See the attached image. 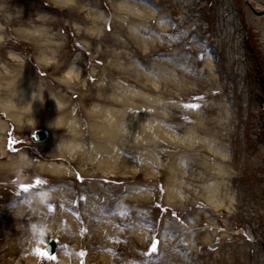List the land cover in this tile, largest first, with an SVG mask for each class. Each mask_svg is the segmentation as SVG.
I'll list each match as a JSON object with an SVG mask.
<instances>
[{"label":"rangeland","instance_id":"rangeland-1","mask_svg":"<svg viewBox=\"0 0 264 264\" xmlns=\"http://www.w3.org/2000/svg\"><path fill=\"white\" fill-rule=\"evenodd\" d=\"M165 1V10L158 6L160 0L146 3V11L138 7L134 10L143 19H152L161 11L155 17L156 27L169 28L172 12L182 15L188 10L183 3L170 8L171 2L179 0ZM186 1L198 3L195 16L167 41L162 39L164 34L152 30L142 35L131 25L125 33L117 29L112 32L127 41L118 49L124 54L83 55L76 64L78 75L59 83L67 96H60L56 112L51 113L50 105L45 104L42 119L65 120L68 124L76 118L80 122L76 130L60 125L49 130L51 136L65 140L79 132L85 138L89 136L86 109L112 105L96 96L111 97L115 93L135 99L138 110L125 108L139 118L141 130L135 170L129 168L132 172L123 174L136 177L134 183L123 184L126 190L121 197L129 205H124L121 212L112 208L103 218H93L90 232L105 231L106 218L122 214L120 217L130 221L125 228L139 242L137 264H264V0ZM42 9L61 12H50L47 28L48 36L59 45L57 58L62 65L58 77L64 79L80 46L69 7L57 6L51 0H0V50L4 54L15 46L38 75L53 72L48 65L38 66L34 41L19 39L14 30L20 26H10L7 21L8 16L18 17L20 10H24L25 21L37 18ZM99 10L105 14V10ZM189 30L193 35L186 39L184 33ZM141 37L144 42L139 41ZM166 44L173 47L150 53L151 47ZM93 45L99 48L102 44ZM138 46L140 54L135 53ZM12 127L6 151L18 155L28 150L32 154L36 145L30 136L44 127L20 135L14 124ZM19 136L26 140L20 141ZM50 147L41 145V155ZM71 173L77 175L75 170ZM102 180L94 177L87 183L101 187ZM113 185L115 182L110 181L108 187ZM84 187L77 185L79 189ZM105 194L112 196L109 189ZM99 195V191L90 193L95 199ZM74 219L79 232L82 223L77 216ZM59 226L66 228V224ZM109 228L124 229L118 225ZM73 233H47L39 238V252L45 254L46 264L83 261L79 242L68 246L63 239L74 238ZM81 237L78 235V240ZM50 238L58 246L53 256L45 251ZM172 244L179 246L171 249ZM124 264H132L131 259Z\"/></svg>","mask_w":264,"mask_h":264},{"label":"bare ground","instance_id":"bare-ground-1","mask_svg":"<svg viewBox=\"0 0 264 264\" xmlns=\"http://www.w3.org/2000/svg\"><path fill=\"white\" fill-rule=\"evenodd\" d=\"M51 1L57 6L71 9V25L80 44L72 55L64 79L58 77L62 65L57 58L59 45L53 37L48 36L50 12L55 13V9L50 12L42 9L37 18L27 21L23 20L24 10L19 11L18 17H7L10 26H20L14 30L19 39L34 41L38 66L48 65L53 72L43 77L38 75L23 52L15 51V46L4 54L0 50V64H4L0 66V264H46L45 254L39 252L38 240L47 233L58 235L61 232H74L76 235L72 239H63L68 246L79 242V248L84 254L80 264H124L129 258L132 264H137L140 262L137 242L134 235L125 228L130 221L120 217L122 214L107 217L105 231L98 234L90 232L93 218H103L112 208L121 212L124 205H129L128 200L121 195L126 190L123 184L134 183L136 180V177H123V174L132 172L129 168L135 170L139 157L140 120L136 114L127 112V109L138 110L135 99H124L115 93L111 97L103 94L96 96L97 100L112 105H94L86 109L89 136L85 135V138L79 132L70 134L65 140L53 135L47 141L34 144L36 147H33L32 154L28 150L18 155L11 154L6 151L5 145L13 124L19 135L25 130L39 127L52 130L60 125H68L72 131L76 130L80 126L76 118L65 124V120L44 122L42 116L45 104L50 105L51 113L58 110L60 96H67L63 93L66 89L61 88L59 83L72 81L73 74L78 75L76 64L82 56L124 54V51L118 49L125 47L127 41L112 32L117 29L125 33L131 25L142 35H146V31L155 30L164 34L162 39L167 41L170 35L177 33L179 28L195 16L198 3L186 0L171 2L172 10L183 3L188 11L182 15L172 12L168 16L170 27L161 29L155 24V17L161 11L152 19H143L134 10L138 7L146 11V3H156L154 0H126L124 5L117 4L118 0ZM165 2L160 0L158 6L165 10ZM99 9L105 10V14ZM223 22L226 23L224 17ZM192 35V30L184 33L186 39ZM139 41L144 42L142 37ZM93 44L102 45L98 48ZM170 47L173 45L153 46L150 53L168 51ZM28 50L33 52L32 49ZM139 52L140 46L135 49L136 54ZM132 95L136 96L134 93ZM89 96L91 94H86V97ZM82 106H79V111ZM18 138L20 141L26 140L24 136ZM41 145L51 146L45 155H41ZM73 170L77 175L71 176ZM65 177L70 178L63 179ZM94 177L103 179L104 185L99 187L87 183L88 179ZM110 181H114L115 185L108 187ZM80 184L85 187L77 188ZM108 189L112 192L111 197L105 194ZM94 191L101 192L99 198L90 196ZM108 204H111L110 208ZM74 216L82 223L79 232L75 230L77 222ZM59 224H66V228H60ZM113 225L124 229L114 231L109 228ZM78 235L82 236L79 240ZM178 246L169 245L171 249ZM50 264L61 263L56 260ZM62 264L68 263L62 261Z\"/></svg>","mask_w":264,"mask_h":264},{"label":"water","instance_id":"water-1","mask_svg":"<svg viewBox=\"0 0 264 264\" xmlns=\"http://www.w3.org/2000/svg\"><path fill=\"white\" fill-rule=\"evenodd\" d=\"M49 137V133L45 130H37L34 135H33V140L38 142V141H44ZM55 249L51 250L53 253Z\"/></svg>","mask_w":264,"mask_h":264},{"label":"snow or ice","instance_id":"snow-or-ice-1","mask_svg":"<svg viewBox=\"0 0 264 264\" xmlns=\"http://www.w3.org/2000/svg\"><path fill=\"white\" fill-rule=\"evenodd\" d=\"M157 244H158V241H156V242L153 243V248L154 249L156 248Z\"/></svg>","mask_w":264,"mask_h":264}]
</instances>
